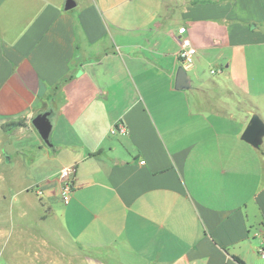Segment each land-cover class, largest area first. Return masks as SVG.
Masks as SVG:
<instances>
[{
    "label": "crops",
    "instance_id": "obj_1",
    "mask_svg": "<svg viewBox=\"0 0 264 264\" xmlns=\"http://www.w3.org/2000/svg\"><path fill=\"white\" fill-rule=\"evenodd\" d=\"M66 2L0 0V264H264V0Z\"/></svg>",
    "mask_w": 264,
    "mask_h": 264
},
{
    "label": "water",
    "instance_id": "obj_2",
    "mask_svg": "<svg viewBox=\"0 0 264 264\" xmlns=\"http://www.w3.org/2000/svg\"><path fill=\"white\" fill-rule=\"evenodd\" d=\"M75 6V0H67L65 10L69 11L75 8ZM191 87L192 78L182 66L179 67L176 73L175 89L180 91L191 89ZM32 123L43 141L47 145L51 146V132L53 127L51 122V112L47 111L45 113L37 115L33 119ZM263 138L264 120L259 114L255 113L253 114L252 119H250L241 139L245 142H248V144H250L251 146L258 148L261 146Z\"/></svg>",
    "mask_w": 264,
    "mask_h": 264
},
{
    "label": "built area",
    "instance_id": "obj_3",
    "mask_svg": "<svg viewBox=\"0 0 264 264\" xmlns=\"http://www.w3.org/2000/svg\"><path fill=\"white\" fill-rule=\"evenodd\" d=\"M180 39V49L178 52V60L180 65L185 69L189 74L196 65L197 57L199 50L193 45L191 38L187 33L186 27H179L177 30ZM212 74H215L216 71H211ZM120 131L126 132V127L123 124H118L113 132ZM141 165H145V160L140 161ZM75 173V166H65L63 167L58 175L56 176V181L59 184V189L61 193L62 200L67 202L72 197L74 191V182L73 175ZM43 194L42 191H39V195ZM262 256H264V249H261Z\"/></svg>",
    "mask_w": 264,
    "mask_h": 264
},
{
    "label": "rangeland",
    "instance_id": "obj_4",
    "mask_svg": "<svg viewBox=\"0 0 264 264\" xmlns=\"http://www.w3.org/2000/svg\"><path fill=\"white\" fill-rule=\"evenodd\" d=\"M209 75H210V74H209ZM189 76H190V77H192V76H193V77H192V79H193V82H194V83H196V81H195V79H194V74H193V73H189Z\"/></svg>",
    "mask_w": 264,
    "mask_h": 264
},
{
    "label": "trees",
    "instance_id": "obj_5",
    "mask_svg": "<svg viewBox=\"0 0 264 264\" xmlns=\"http://www.w3.org/2000/svg\"><path fill=\"white\" fill-rule=\"evenodd\" d=\"M14 125H18V123L14 124ZM240 264H245L242 260L238 259Z\"/></svg>",
    "mask_w": 264,
    "mask_h": 264
}]
</instances>
